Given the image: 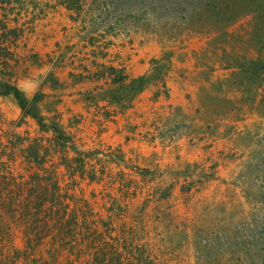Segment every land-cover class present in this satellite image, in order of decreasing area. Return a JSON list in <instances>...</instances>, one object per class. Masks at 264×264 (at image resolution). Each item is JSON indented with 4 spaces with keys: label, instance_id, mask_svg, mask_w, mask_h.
<instances>
[{
    "label": "rangeland",
    "instance_id": "374dc122",
    "mask_svg": "<svg viewBox=\"0 0 264 264\" xmlns=\"http://www.w3.org/2000/svg\"><path fill=\"white\" fill-rule=\"evenodd\" d=\"M24 4L17 61L0 63V78L29 98L43 93L41 113H57L82 151L88 173L74 179L54 156L62 184L158 264H264V0ZM156 59L167 93L153 83L131 99L127 83ZM26 131L45 133L0 94V133L20 147L15 133ZM22 160L9 162L16 174L27 172ZM24 224L0 218V264H25ZM47 249L38 264H88Z\"/></svg>",
    "mask_w": 264,
    "mask_h": 264
},
{
    "label": "trees",
    "instance_id": "16d2710c",
    "mask_svg": "<svg viewBox=\"0 0 264 264\" xmlns=\"http://www.w3.org/2000/svg\"><path fill=\"white\" fill-rule=\"evenodd\" d=\"M214 7L206 5L202 13ZM25 13L24 0H0V63L4 66L17 61V47L27 30V21H22ZM256 62L264 70V61ZM154 64L153 71L127 83L131 99L153 83H160L167 93L166 78L161 71L165 64L159 59ZM110 69L112 80L124 84L123 70L114 66ZM0 94L13 95L23 116L32 117L45 132L41 137L28 131L24 135L15 133L20 147L0 133V218L7 214L25 222V246L17 251L16 258H23L25 264H38L36 252L46 246L53 255L67 250L77 257H87L88 264H158L144 244L115 232L110 221L86 208L87 201L76 196L75 188L62 184L54 156L73 179L77 174L85 176L88 171L86 161L80 157L82 151L63 127L59 115L41 113L39 106L44 94L36 93L29 98L15 83L2 78ZM19 154L27 168L25 174H16L9 165ZM88 176L95 178L94 174ZM8 237L9 229L0 227V248H5Z\"/></svg>",
    "mask_w": 264,
    "mask_h": 264
},
{
    "label": "crops",
    "instance_id": "0c3cea01",
    "mask_svg": "<svg viewBox=\"0 0 264 264\" xmlns=\"http://www.w3.org/2000/svg\"><path fill=\"white\" fill-rule=\"evenodd\" d=\"M24 36H25V34H24ZM24 36L22 37V39L24 38ZM22 39H21V40H22ZM21 40H20V41H21ZM18 48H19V46L17 47V56H18ZM85 81H86V79H85ZM82 83H83V84H86V83H84V81H83ZM45 97H46V95H45Z\"/></svg>",
    "mask_w": 264,
    "mask_h": 264
}]
</instances>
